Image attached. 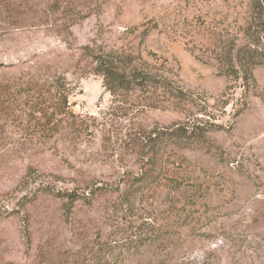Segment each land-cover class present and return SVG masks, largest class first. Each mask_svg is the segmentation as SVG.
<instances>
[{"label":"rangeland","instance_id":"374dc122","mask_svg":"<svg viewBox=\"0 0 264 264\" xmlns=\"http://www.w3.org/2000/svg\"><path fill=\"white\" fill-rule=\"evenodd\" d=\"M68 1L75 22L0 0V264H264V61L245 82L232 59L264 50L251 0ZM87 46L180 97L113 95Z\"/></svg>","mask_w":264,"mask_h":264},{"label":"trees","instance_id":"16d2710c","mask_svg":"<svg viewBox=\"0 0 264 264\" xmlns=\"http://www.w3.org/2000/svg\"><path fill=\"white\" fill-rule=\"evenodd\" d=\"M69 1L68 0H53L50 7L56 9V11L62 10L66 13L68 10ZM72 9H69V17L71 21L75 22L79 20L81 12L78 11L75 16L71 15ZM251 17L252 19L257 20L256 24L248 22V26L245 29L246 34L255 42L260 43L263 41L264 34L261 36H255L253 28L256 25V28L264 30V0H251ZM85 54L94 60L95 66L93 72L95 74H100L104 78V86L109 90L113 95L131 92V91H140L144 94L152 92V89H164L170 91L174 98H179L181 95V90L178 87L172 88V81L159 75L158 73L153 72L152 70L141 66V64H146L147 62L143 60L141 54H132L119 52L117 50L113 51H96L94 47L87 46L85 48ZM232 59H235L238 65L241 66V72L243 73V78L245 82L248 80L256 81L254 77V68L264 61V50H258L251 48L248 44L239 46L234 54ZM64 104L68 102L66 97H62L61 100ZM58 110L62 113L64 109ZM173 130L169 131V135H172L177 138H182L183 136H195L193 131L189 132L185 126H177L172 128ZM23 234L27 238V244L31 243V234L29 225H25L23 229Z\"/></svg>","mask_w":264,"mask_h":264}]
</instances>
